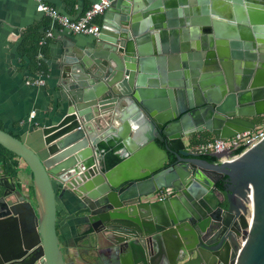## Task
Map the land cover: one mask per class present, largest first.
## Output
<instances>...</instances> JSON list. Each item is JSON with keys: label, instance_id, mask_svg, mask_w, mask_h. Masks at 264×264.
<instances>
[{"label": "water", "instance_id": "95a60500", "mask_svg": "<svg viewBox=\"0 0 264 264\" xmlns=\"http://www.w3.org/2000/svg\"><path fill=\"white\" fill-rule=\"evenodd\" d=\"M200 25L202 39L166 43L169 30ZM218 25L247 31L248 42L222 40ZM72 51L42 152L0 128L39 194L27 221L0 165V264H264V139L233 161L189 149L194 135L262 124L264 0H112L100 35ZM166 59L177 63L169 80L158 73ZM166 187L175 193L150 199ZM67 189L79 204L72 263L59 235Z\"/></svg>", "mask_w": 264, "mask_h": 264}, {"label": "crops", "instance_id": "0c3cea01", "mask_svg": "<svg viewBox=\"0 0 264 264\" xmlns=\"http://www.w3.org/2000/svg\"><path fill=\"white\" fill-rule=\"evenodd\" d=\"M40 1L52 6L62 14L78 18L88 7L98 0ZM38 3V0H0V124L4 129L19 135L37 152L41 153L44 146L41 133L43 125L56 122L60 118V115H56L58 114L56 111L58 101L61 100L60 84L62 81L65 46L67 45L68 48H72V53L76 55L77 52L82 51L83 47L90 45L95 37L74 34L57 27L54 38L47 43L48 55L45 60L49 66V73L46 76L37 75L44 77V85H28L26 81L31 77H35V74H31L28 71V59L22 60L18 48L22 40V31L27 26L47 16L37 9ZM170 6L172 4L167 5V7ZM216 12L223 14L225 9L222 6L216 5ZM95 21L102 27L104 14L98 15ZM201 27L202 25L187 27L184 32L178 29L174 33H171L169 30L164 38L168 45L178 42L181 44L183 38L184 40L185 38L193 40L197 35L201 36L202 39ZM230 33L241 41L248 42L249 40L248 37H244L248 34L245 30L233 29L230 26H219V34H223L224 37L226 36L225 38H221L222 40L229 42L230 36L228 34ZM226 49L228 51L232 50L229 45ZM158 64L162 65V68L159 69L158 67V73L162 79L169 80V78H173L172 75L177 71V63L175 64V61L166 59ZM172 96L173 98L175 97V92H172ZM55 115L56 118L51 122V118ZM263 120L264 117H261L259 123H262ZM205 133L209 132L202 134ZM197 136L200 137L199 134ZM11 179L16 187L15 194L20 197L21 201L25 202V209L20 208V210L26 216L27 221L34 222L35 218L31 214V206H34L36 213L39 214V194L34 184L33 174L23 160L19 162L17 177H11ZM56 185L60 186L61 184L56 182ZM2 188L4 189V187ZM150 199H154V197ZM58 208L59 235L62 246L69 249V254L65 253L66 260L72 263L78 254L71 240L76 235V223L78 219L75 213L79 209V204L71 190L67 189L58 196Z\"/></svg>", "mask_w": 264, "mask_h": 264}, {"label": "built area", "instance_id": "2783aa9c", "mask_svg": "<svg viewBox=\"0 0 264 264\" xmlns=\"http://www.w3.org/2000/svg\"><path fill=\"white\" fill-rule=\"evenodd\" d=\"M37 9L51 18V24L47 28L42 43L46 40L50 41L54 38L57 27L61 30H68L74 34H84L98 37L101 33V25L95 21L98 15H103L111 5L112 0H98L88 7L84 13L78 18H72L69 15L58 12L55 8L38 0ZM26 83L28 85L41 86L44 85L43 76L29 78ZM32 116H34L32 114ZM264 139V124L259 125L255 129L238 132L229 138H211L197 141L190 145V150L197 155L227 153L228 156L223 157V161H233L239 158L244 152L251 149ZM175 193V189L171 187L162 188L154 195V199L163 200ZM252 198V193L249 194Z\"/></svg>", "mask_w": 264, "mask_h": 264}, {"label": "trees", "instance_id": "16d2710c", "mask_svg": "<svg viewBox=\"0 0 264 264\" xmlns=\"http://www.w3.org/2000/svg\"><path fill=\"white\" fill-rule=\"evenodd\" d=\"M50 24L51 18L49 16H44L41 20L27 26L22 31V40L18 49L21 54L22 60L24 61L25 59H28L27 69L31 74L46 76L49 73V66L45 60L48 55V40H46L44 43H42L41 41ZM262 124H264V120ZM0 128H3L1 124ZM10 133L20 137L14 132ZM199 135L200 137H198L197 135L193 136L191 141L192 144L196 143L197 141L213 138L210 133H201ZM200 156L206 158L211 162L217 161V157L212 154H205ZM20 160L22 159L17 154L0 143V165L4 166L6 175L12 178L17 177ZM219 187H223L222 182L219 183ZM3 190L4 189L0 186V196L2 195Z\"/></svg>", "mask_w": 264, "mask_h": 264}, {"label": "flooded vegetation", "instance_id": "af4514ba", "mask_svg": "<svg viewBox=\"0 0 264 264\" xmlns=\"http://www.w3.org/2000/svg\"><path fill=\"white\" fill-rule=\"evenodd\" d=\"M232 232H233V231H232L231 229H227L226 232H225V237H226V236H229ZM76 235H77V234H76ZM76 235H74L73 238H72V240H71V241H72V244H73L74 246H76V245H75V237H76ZM81 244H82V243L79 242V245H81Z\"/></svg>", "mask_w": 264, "mask_h": 264}, {"label": "rangeland", "instance_id": "374dc122", "mask_svg": "<svg viewBox=\"0 0 264 264\" xmlns=\"http://www.w3.org/2000/svg\"><path fill=\"white\" fill-rule=\"evenodd\" d=\"M64 254H69V249L68 247H63ZM66 256V255H65ZM71 263V262H70Z\"/></svg>", "mask_w": 264, "mask_h": 264}]
</instances>
